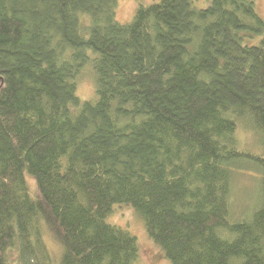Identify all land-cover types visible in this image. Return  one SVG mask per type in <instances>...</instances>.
Listing matches in <instances>:
<instances>
[{"label":"trees","instance_id":"trees-1","mask_svg":"<svg viewBox=\"0 0 264 264\" xmlns=\"http://www.w3.org/2000/svg\"><path fill=\"white\" fill-rule=\"evenodd\" d=\"M116 7L0 0V264H138L137 236L108 220L117 203L172 264H264L255 1L141 2L128 22Z\"/></svg>","mask_w":264,"mask_h":264},{"label":"rangeland","instance_id":"rangeland-1","mask_svg":"<svg viewBox=\"0 0 264 264\" xmlns=\"http://www.w3.org/2000/svg\"><path fill=\"white\" fill-rule=\"evenodd\" d=\"M157 0H117L116 18L121 22L130 21L139 3H150ZM210 0H194L196 6H206ZM258 12L264 17V0H254ZM93 70L91 66L83 68L79 82L77 83V94L82 100L95 97V86L93 82ZM26 179L29 185V193L34 196L37 190L36 179L26 171ZM249 180V179H247ZM252 199V192L245 189L241 191L239 201L241 204L248 203ZM108 220L112 223L129 229L137 236L139 242L138 264H172L165 255L162 248L149 236L144 221L138 211L129 204H114V209ZM46 241L54 252L59 251V246L47 235Z\"/></svg>","mask_w":264,"mask_h":264}]
</instances>
